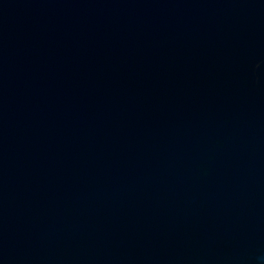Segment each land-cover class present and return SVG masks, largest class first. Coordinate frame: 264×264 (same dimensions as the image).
<instances>
[{"label": "water", "instance_id": "obj_1", "mask_svg": "<svg viewBox=\"0 0 264 264\" xmlns=\"http://www.w3.org/2000/svg\"><path fill=\"white\" fill-rule=\"evenodd\" d=\"M0 264H264V0H0Z\"/></svg>", "mask_w": 264, "mask_h": 264}]
</instances>
